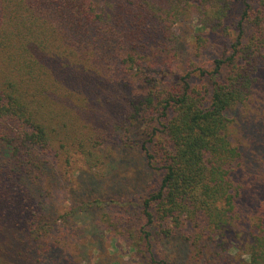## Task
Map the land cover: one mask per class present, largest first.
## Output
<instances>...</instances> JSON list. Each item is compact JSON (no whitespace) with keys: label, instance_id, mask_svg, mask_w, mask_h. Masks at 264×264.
<instances>
[{"label":"trees","instance_id":"16d2710c","mask_svg":"<svg viewBox=\"0 0 264 264\" xmlns=\"http://www.w3.org/2000/svg\"><path fill=\"white\" fill-rule=\"evenodd\" d=\"M188 20L197 56L210 35L222 51L180 77ZM263 75L264 0H0V264H75L52 234L42 199L59 179L47 174L98 173L107 153L138 145L159 174L145 224L107 219L136 256L167 264L156 249L168 240L197 261L220 250L227 264L238 240L240 264H264V202L246 218L256 224H241L242 205L264 196L243 153L261 158L264 124L235 116L257 103Z\"/></svg>","mask_w":264,"mask_h":264},{"label":"rangeland","instance_id":"374dc122","mask_svg":"<svg viewBox=\"0 0 264 264\" xmlns=\"http://www.w3.org/2000/svg\"><path fill=\"white\" fill-rule=\"evenodd\" d=\"M188 21L178 26V31L183 36L182 43L185 50L182 53L184 54V58L181 57L182 66L180 65L178 70H175V74L180 77L184 75L182 73L186 71L190 60H194L199 65H208L222 51V37L210 35V46L200 56H197L198 45L194 37L201 34L200 27L196 25L195 20ZM182 54L181 56H183ZM262 79V84L257 86V90L255 91L254 100L257 103L255 102L256 104H253L250 109H247V106L240 107L235 113L237 118L243 117L247 112L252 115L253 112L255 119L260 120V123L264 124V75ZM236 130L237 128L235 127L233 132ZM243 138V141L247 140L245 137ZM243 145L245 144L243 143ZM138 146L125 151L116 149L113 152L107 153L105 158H103V164L98 173L89 172L76 166L77 172H74L72 178L63 179L60 174H55L56 172H49L47 174L46 177L51 182L54 183L55 179L59 180L57 184L51 187L50 193H45L47 197L42 199L44 201L43 204L46 206L47 213H49L48 215L52 221L55 222L56 219L59 221L54 225L52 233L54 239H57L55 241H61V247L65 249L73 248V251H70L73 263L148 264L145 260L136 256L126 241L116 235L107 225L109 217L116 219L115 215L125 212L129 213L130 219L128 223L134 228L139 229L145 224L141 216L140 205L143 198L158 188L159 174L147 166V161L144 155L141 154ZM260 147L261 158L253 156L250 149L244 150L243 153H248V158L244 155V160L248 166L250 163L253 164L251 167L253 174L256 177H262L260 181L264 182L263 142ZM243 178H245L243 172L239 171L237 173V181L241 182ZM70 179L73 181L71 182ZM97 200H100L98 202L114 200L118 204L99 206V203L96 202ZM242 202H244L243 199ZM263 202L264 196L258 201V204L252 205L247 203L248 205H242V208H244L243 218H245L241 223L242 225L246 223L251 225L256 224L255 221L246 220V218L254 217L252 208H257ZM88 204L90 206H87ZM71 229H75L72 230L75 233L71 232ZM173 243L174 241L163 240L159 249H156L159 251V254L161 253L167 264H218L220 254L217 251L220 250L208 247L201 261H197L194 258H190L192 254H190L186 246V248L182 245L178 247L179 243H174V245ZM231 247V250L225 253V259L227 256L235 257L236 259L233 260L235 264H240L241 260L249 261L248 255H241L242 252L239 249L240 241L237 240V243ZM58 252L56 251V253ZM235 255H238V257ZM226 261L227 264H234L229 259H226Z\"/></svg>","mask_w":264,"mask_h":264}]
</instances>
